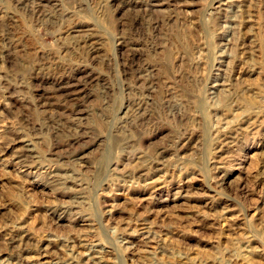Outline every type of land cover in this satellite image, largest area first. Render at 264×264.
Segmentation results:
<instances>
[{"label":"rangeland","instance_id":"374dc122","mask_svg":"<svg viewBox=\"0 0 264 264\" xmlns=\"http://www.w3.org/2000/svg\"><path fill=\"white\" fill-rule=\"evenodd\" d=\"M0 264H264V0H0Z\"/></svg>","mask_w":264,"mask_h":264}]
</instances>
